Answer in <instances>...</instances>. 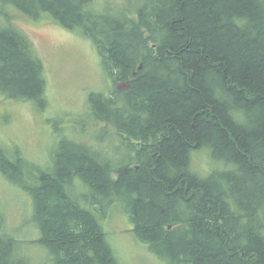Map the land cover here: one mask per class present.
Instances as JSON below:
<instances>
[{"label":"trees","instance_id":"16d2710c","mask_svg":"<svg viewBox=\"0 0 264 264\" xmlns=\"http://www.w3.org/2000/svg\"><path fill=\"white\" fill-rule=\"evenodd\" d=\"M16 12L93 45L109 86L80 124L127 155L65 135L44 167L0 142V173L31 203L22 238L0 202V264H119L100 224L116 201L166 264H264V0H0V95L42 111L45 65Z\"/></svg>","mask_w":264,"mask_h":264},{"label":"rangeland","instance_id":"374dc122","mask_svg":"<svg viewBox=\"0 0 264 264\" xmlns=\"http://www.w3.org/2000/svg\"><path fill=\"white\" fill-rule=\"evenodd\" d=\"M99 1L123 3L126 0ZM16 15L14 23L32 40L44 62L47 105L44 110L37 111L34 103L0 95V142L9 151L18 146L25 157L46 167L51 161L52 146L68 135L92 146L105 161L109 158L122 162L127 154L117 140L104 136L100 131L93 134L102 124L87 120L84 127L86 134L80 124L85 116L86 104H89V94L101 89L105 91L109 86L101 73L93 45L78 33L63 29L50 20L36 22L17 12ZM57 117L60 120L57 125L62 127V133H56L52 127ZM74 131L76 135L71 136ZM192 156V169L201 176L208 171L203 170L215 169L209 151L203 150ZM0 202L5 204L9 226L18 225L22 238L29 236L31 228L25 223L28 216H21L30 212V200L25 192L16 189L1 173ZM122 209L116 201L107 217L100 221L119 264H166L158 254L149 251L148 244L138 241L139 237L133 232L129 217ZM37 250L33 245L27 247V251L39 259Z\"/></svg>","mask_w":264,"mask_h":264},{"label":"flooded vegetation","instance_id":"af4514ba","mask_svg":"<svg viewBox=\"0 0 264 264\" xmlns=\"http://www.w3.org/2000/svg\"><path fill=\"white\" fill-rule=\"evenodd\" d=\"M119 86H121V87H125V85H124V84H120Z\"/></svg>","mask_w":264,"mask_h":264}]
</instances>
